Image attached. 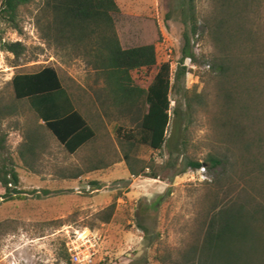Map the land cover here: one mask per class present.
Listing matches in <instances>:
<instances>
[{
    "label": "rangeland",
    "instance_id": "1",
    "mask_svg": "<svg viewBox=\"0 0 264 264\" xmlns=\"http://www.w3.org/2000/svg\"><path fill=\"white\" fill-rule=\"evenodd\" d=\"M116 1L120 11L114 18L122 45L156 47L157 64L134 70V83L147 88L167 61L172 64L175 82L184 33L190 31L188 0ZM41 3L35 0L22 12V31L9 29L4 35L5 40L23 42L25 53L17 58L0 48V104H16L15 112L3 120L0 134H7L4 156L19 172L17 188L24 197L12 199L16 196L12 193L0 200V264H75L67 244L84 238L85 232L97 244L93 264H174L169 259L180 260V251L193 240L205 199L212 188L217 191L212 183L224 173L223 166L209 168L205 162L212 150H224L211 111H201L192 121L188 115L181 119L172 112L165 147L136 146L128 162L124 155L129 148L118 128L136 124L107 97L104 78L84 50L68 54L46 43L35 17ZM212 7V0H197L198 16ZM193 45L197 62L185 61L189 71L171 93L172 108L180 111L185 108L186 91L206 90L214 96L209 62L203 57L214 47L205 39H194ZM46 66L58 70L63 86L95 126L97 136L70 154L43 129L49 147L33 172L25 168L18 151L25 128L43 122L27 101L15 102L12 78ZM191 158L204 161V166L182 173ZM89 161L99 168L77 179L69 177ZM143 167L145 174L157 178L143 175ZM132 168L141 174L133 175ZM225 189H219L221 197ZM4 193L0 185V194ZM111 205L115 207L110 220H102Z\"/></svg>",
    "mask_w": 264,
    "mask_h": 264
},
{
    "label": "trees",
    "instance_id": "2",
    "mask_svg": "<svg viewBox=\"0 0 264 264\" xmlns=\"http://www.w3.org/2000/svg\"><path fill=\"white\" fill-rule=\"evenodd\" d=\"M34 2L0 0V48L17 58L25 53L26 46L21 41L5 40L4 35L9 29L22 31V12ZM212 3V10L198 16L197 0H188L190 31L184 33L175 82L172 64L167 61L161 64L147 88L134 83L132 72L157 64L156 47L122 45L114 18L120 11L116 0H42L35 17L41 36L50 47L68 54L84 50L89 63L104 78L107 97L136 124L129 129L118 128L129 148L124 155L128 162L136 146L154 150L165 147L172 112L181 119L188 115L192 121L201 111H211L224 150H212L205 162L209 168L223 166L224 173L212 183L217 191L212 188L205 199L193 240L180 251V260L169 261L264 264V0ZM194 39H205L214 47L213 51L203 53L209 62L208 73L213 77L214 96L206 90L192 94L186 91L185 108L180 111L179 107L172 108L171 93L189 71L185 61L197 62ZM12 84L15 102L27 101L43 122L39 127L25 128L18 152L27 170L36 172L34 164L42 160L49 147L43 129L70 154H76L96 138L97 129L77 109L55 67L18 73ZM15 108L16 104H0V128ZM6 137L7 134H0V185L5 189L0 200H7L12 193L16 194L12 199H24L17 188L19 172L4 156ZM205 162L191 158L182 173L199 170ZM98 168L89 161L84 169L70 173L69 177L77 179ZM132 174L140 175L141 170L132 168ZM142 174L157 178L153 173L145 174L144 167ZM92 183L98 185L97 181ZM221 187L226 188L222 197ZM114 207H109L102 220H110Z\"/></svg>",
    "mask_w": 264,
    "mask_h": 264
},
{
    "label": "built area",
    "instance_id": "3",
    "mask_svg": "<svg viewBox=\"0 0 264 264\" xmlns=\"http://www.w3.org/2000/svg\"><path fill=\"white\" fill-rule=\"evenodd\" d=\"M95 240L88 236L73 240L67 244V250L75 264H93L95 255L97 254Z\"/></svg>",
    "mask_w": 264,
    "mask_h": 264
},
{
    "label": "bare ground",
    "instance_id": "4",
    "mask_svg": "<svg viewBox=\"0 0 264 264\" xmlns=\"http://www.w3.org/2000/svg\"><path fill=\"white\" fill-rule=\"evenodd\" d=\"M83 234V233H82ZM87 234V232L84 233V236ZM88 235V234H87Z\"/></svg>",
    "mask_w": 264,
    "mask_h": 264
}]
</instances>
